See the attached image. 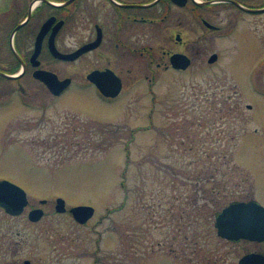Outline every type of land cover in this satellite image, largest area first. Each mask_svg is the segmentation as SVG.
Masks as SVG:
<instances>
[{
    "label": "rangeland",
    "instance_id": "rangeland-1",
    "mask_svg": "<svg viewBox=\"0 0 264 264\" xmlns=\"http://www.w3.org/2000/svg\"><path fill=\"white\" fill-rule=\"evenodd\" d=\"M240 35L238 47L224 44L227 50L211 66L210 51L193 54L192 64L183 71L157 68L163 59L157 54L149 70L152 87L141 79L146 71L138 65L133 73H124L127 83L136 77L142 81L111 102L81 81L83 70L75 67L79 81L57 100L46 101L40 92L37 107L20 101L5 105L8 129L0 147V177L22 186L29 204L18 215L0 207V264H23L26 258L56 264L66 254L60 251L71 234L92 236L90 226L55 212L57 197L66 200L67 208L90 205L97 213L114 210L125 200L117 210H135L142 217L137 258L129 264H174L167 255L181 253L183 238L186 264H196L190 260L193 248L195 254H209L219 238L215 209L248 197L252 176L244 166L259 177V160L264 158V139L253 132L257 124L264 125V97L256 93L250 67L264 46L252 34L242 30ZM249 103L255 109L248 108ZM143 125L151 126L136 129ZM197 180L201 183L193 182ZM214 180L216 193L211 192ZM35 206L48 211L38 221L27 217ZM179 207L205 210L187 209L179 228L180 210H167ZM147 210L154 212L151 227ZM109 223L98 226L105 240ZM107 241L101 252L108 254L113 247Z\"/></svg>",
    "mask_w": 264,
    "mask_h": 264
},
{
    "label": "flooded vegetation",
    "instance_id": "flooded-vegetation-1",
    "mask_svg": "<svg viewBox=\"0 0 264 264\" xmlns=\"http://www.w3.org/2000/svg\"><path fill=\"white\" fill-rule=\"evenodd\" d=\"M242 30L243 34L247 32L257 37L258 44L264 46V0H0V147L5 146L8 129L4 106H10V101H20L24 106L37 107L40 101L36 98L40 92L48 97L46 101L64 95L75 81H79L74 77L75 67L83 70L84 80L81 81L93 85L111 102L126 87L141 79L149 81L148 86L152 87L154 82L153 77L149 78V70L157 54L162 53L163 58L157 62V68L164 70L171 67L170 57L175 53L189 55L192 64L193 54L210 51V55L218 56L212 64L217 63L224 50L238 47ZM81 49L74 57V52ZM77 61H81L80 66L75 64ZM138 65L144 67L146 74L127 83L124 72L131 74ZM250 67L254 69L256 93L264 97V51ZM95 70H110L120 77L122 86L117 96L100 92L89 78V73ZM43 77L51 78L55 84H65L61 93L55 94ZM247 105L255 109V105ZM257 125L259 127L253 132H259L264 139V125ZM262 152L264 155V146ZM244 168L248 176H252L245 200H254L264 206V158L259 160V177L252 169ZM193 182L201 183L200 180ZM210 183L211 192L216 193L217 181ZM187 209L205 210L202 207L167 209L180 210L179 228L185 223ZM43 210L40 219L48 214L46 207ZM215 210L217 220L220 210ZM56 211L70 215L80 225L90 226L94 233L88 238L71 234L64 245L67 250L60 251L65 250L66 254L56 264H129L137 258V227L142 217L139 218L135 210L129 213L125 210L97 213L94 210L84 223L75 219L72 210L59 212L55 208ZM145 218L148 226H153V210H147ZM107 221L110 222L107 242H112L113 247L108 254L101 252L107 238L105 240L104 231L98 228ZM216 230L218 234L217 227ZM218 236L209 254H195L196 248H193L190 260L196 264H264V237L229 239ZM158 242L162 244L163 241ZM195 243L198 245L199 241ZM149 247L152 253L153 242ZM184 247L183 238L179 243L181 253L167 255L174 264H186ZM23 264L36 263L26 258Z\"/></svg>",
    "mask_w": 264,
    "mask_h": 264
},
{
    "label": "water",
    "instance_id": "water-1",
    "mask_svg": "<svg viewBox=\"0 0 264 264\" xmlns=\"http://www.w3.org/2000/svg\"><path fill=\"white\" fill-rule=\"evenodd\" d=\"M81 51V50H80ZM80 51L75 52L74 56ZM173 63L177 67H186L189 59H185L181 55H175ZM215 56L213 55L211 60ZM91 78L106 95L114 96L121 89L120 78L113 71L95 70L89 73ZM50 81V80H49ZM53 82V81H52ZM55 86V84H54ZM56 87V86H55ZM27 193L19 185L7 180H0V205L12 213H20L28 203ZM57 210H65V201L58 198ZM75 217L84 222L92 214L94 208L92 206H75L71 208ZM43 214V210L34 209L30 212V218L37 220ZM216 225L220 235L226 238H263L264 237V207L254 201H235L228 207L224 208L219 214ZM28 263V261H26Z\"/></svg>",
    "mask_w": 264,
    "mask_h": 264
}]
</instances>
